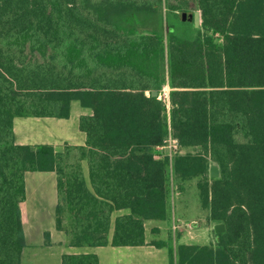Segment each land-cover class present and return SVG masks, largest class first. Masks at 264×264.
<instances>
[{"label":"trees","instance_id":"obj_1","mask_svg":"<svg viewBox=\"0 0 264 264\" xmlns=\"http://www.w3.org/2000/svg\"><path fill=\"white\" fill-rule=\"evenodd\" d=\"M178 11H199V26ZM165 84L168 109L145 96ZM74 101L90 112L83 146L16 143L15 118L68 119ZM168 128L198 151L156 154ZM170 167L224 226L178 244L176 264H264V0H0V264L21 261L26 173L55 174L67 246L141 247L145 222L169 219Z\"/></svg>","mask_w":264,"mask_h":264},{"label":"rangeland","instance_id":"obj_2","mask_svg":"<svg viewBox=\"0 0 264 264\" xmlns=\"http://www.w3.org/2000/svg\"><path fill=\"white\" fill-rule=\"evenodd\" d=\"M178 13L181 14L182 12L178 11ZM84 111L87 112L88 110L82 109L79 103L74 101L71 104L68 119L36 118L32 116L15 118L14 132L17 143L55 144L56 147L60 146L63 141L77 143L79 141L78 137L84 136L78 129V117ZM197 151L198 149L189 148L181 149L179 153H195ZM159 152L160 155L164 154V151L159 150ZM84 173L88 182L87 169L84 170ZM171 173L170 167L168 180L169 219L161 227L163 234L158 235L150 230L148 232L149 237L153 240L167 239V242L169 241L167 247L161 250L163 252L161 254H168L170 259L171 255L169 252L174 251L175 247L180 243L208 245L213 241V223L207 219V211L200 208L199 193L196 188L197 179L178 183L174 180ZM53 180L54 175L50 173L32 172L25 174L28 200L26 204L24 203L25 205L20 207L23 212L25 226L29 223L33 228H37L40 225L48 227L51 224L52 220L48 215V205L44 206L43 204H47L46 194L47 196L53 195L55 190ZM33 211H39V213L34 215ZM157 223H160V221H151V226ZM186 224H191V228H188ZM42 238L44 239V237ZM110 250L106 251L104 255L101 254L103 264H128V256L136 254L135 249L118 248L113 251ZM47 254L45 249H37L35 261L40 262V264L44 260L47 262L53 261L54 257Z\"/></svg>","mask_w":264,"mask_h":264},{"label":"crops","instance_id":"obj_3","mask_svg":"<svg viewBox=\"0 0 264 264\" xmlns=\"http://www.w3.org/2000/svg\"><path fill=\"white\" fill-rule=\"evenodd\" d=\"M152 92L153 91H148V90L145 91V96L151 95ZM89 114H90L89 111L87 112L84 111V113L79 114V117L82 115H89ZM13 130H14V121H13ZM14 135H15V141L17 143L15 132H14ZM78 140L79 141L77 143H70L67 141H63V143L58 147H56L55 144H49V145H52L54 148H57V149L60 148L64 143H67L73 146H83L85 142V135L78 137ZM17 144H22V143H17ZM39 144H43V143H39ZM39 144L37 143V144H24V145H39ZM155 153L160 155V152L156 149H155ZM81 165H82V171L84 173V170L87 169V162L83 161ZM47 173L54 175L53 181L55 185V190L52 196L51 195L47 196L46 194L47 204H43V205L44 206L48 205V215L50 216L52 221L48 227L46 226L43 227L40 225L37 228L36 227L33 228V226L29 223L27 224L28 226L27 225L25 226L24 221H23V212L21 211V208H20L22 227H23V232H24V237H25V247L22 251L20 264H24V263L25 264H40V262L35 261V258L37 257L36 256L37 249H45L46 253H48L47 255L54 257V259H52L53 261L47 262L46 260H44L42 264H61V256L63 254H79V253H93L98 257V264H103L104 262L102 260V255H104L106 251H109V249H111L110 251H113L114 249H118V248L119 249L120 248L135 249L134 251H136V254L129 255L127 258L128 264H176L175 258L173 256H170L171 257L170 259L168 254L167 255L161 254L163 253L161 250L167 247L169 241L167 242V239L166 240L165 239L153 240L151 237H149V234H148L149 230L158 235L163 234L161 231V227L165 225L164 222L166 221H160V223L153 224V226H151V221L145 222L144 227L146 231L145 238H146V244H147L145 246H141V247H112L110 245L102 246V247H87V246L69 247L67 246V240H66L65 235L62 232L56 230L55 223H54V210H55V206L57 203L56 176L53 172H47ZM84 176H85V173H84ZM87 178H88V169H87ZM24 183H25V199L20 204V207L21 205H25L28 200L25 176H24ZM37 213H39V211H33L34 215ZM128 213H129L128 210H120V211L113 212L112 225H111L108 237H107L109 242L112 236L114 219L117 216L128 214ZM44 233H47L49 235V239L47 241L42 238L44 237ZM153 242L161 244V248H156L155 246L149 245Z\"/></svg>","mask_w":264,"mask_h":264},{"label":"built area","instance_id":"obj_4","mask_svg":"<svg viewBox=\"0 0 264 264\" xmlns=\"http://www.w3.org/2000/svg\"><path fill=\"white\" fill-rule=\"evenodd\" d=\"M169 91H170V88L166 84L160 89V91L158 92V96H157V98L166 105L167 109L169 108ZM156 150L164 151L163 155L168 156L170 163L172 161V157L179 151L178 142L172 136L170 132V128H168V135L166 139L164 140L163 145L157 147ZM186 225L188 228H191V224H186Z\"/></svg>","mask_w":264,"mask_h":264},{"label":"water","instance_id":"obj_5","mask_svg":"<svg viewBox=\"0 0 264 264\" xmlns=\"http://www.w3.org/2000/svg\"><path fill=\"white\" fill-rule=\"evenodd\" d=\"M179 17H180L181 21H192L194 28H197L199 26V18H200L199 17V11H195L192 14H186V13L182 12ZM151 95H152V97H157L158 92L153 91ZM219 176H220L219 167L217 165H211L209 167V177L210 178H218ZM213 231L215 234L223 233L224 232L223 224H215L213 226Z\"/></svg>","mask_w":264,"mask_h":264}]
</instances>
